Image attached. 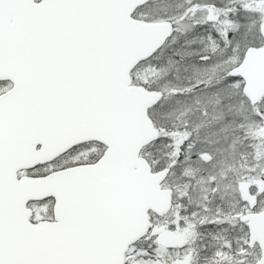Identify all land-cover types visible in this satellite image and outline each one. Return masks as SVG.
<instances>
[{
    "label": "snow or ice",
    "instance_id": "6c2138e0",
    "mask_svg": "<svg viewBox=\"0 0 264 264\" xmlns=\"http://www.w3.org/2000/svg\"><path fill=\"white\" fill-rule=\"evenodd\" d=\"M261 127L264 0H0V264H264Z\"/></svg>",
    "mask_w": 264,
    "mask_h": 264
},
{
    "label": "water",
    "instance_id": "95a60500",
    "mask_svg": "<svg viewBox=\"0 0 264 264\" xmlns=\"http://www.w3.org/2000/svg\"><path fill=\"white\" fill-rule=\"evenodd\" d=\"M143 163V161H141ZM145 169L147 168V165L144 164ZM162 178V177H161ZM242 193H247L248 186L242 185L240 188ZM170 207L169 203V192L165 188L164 190H161L160 187L157 186L152 191L151 195L148 197V199L145 201V203L142 205L140 211L141 213H145L147 209L151 208L154 212H158L160 214H164L167 212V210ZM255 222V232L257 234V237H264V220L260 218H251ZM143 220L146 223L147 216L143 215ZM137 232L138 229L133 228L132 233L130 235V239H136L137 238ZM185 242V238L182 235H177L173 232H163L161 233V243H170V242Z\"/></svg>",
    "mask_w": 264,
    "mask_h": 264
},
{
    "label": "rangeland",
    "instance_id": "374dc122",
    "mask_svg": "<svg viewBox=\"0 0 264 264\" xmlns=\"http://www.w3.org/2000/svg\"><path fill=\"white\" fill-rule=\"evenodd\" d=\"M257 132H260V131H264V127H261V128H257L256 129ZM210 139L215 142L216 138L215 137H210ZM226 147V150L223 151L219 157V162H218V165H217V168L215 169V171L218 173L220 171L221 168H228L230 165H232L234 163V158H233V152H232V149L231 148H228L227 146ZM241 152H244L245 149L244 148H241L240 149ZM246 157H237L236 159L238 160H243L245 159ZM240 169L239 167H237L236 171L238 172ZM174 182L175 184L182 190L183 189V183L184 181L181 180V179H176L174 178ZM244 183H248V184H252L251 187L255 186L257 188V191L259 192L260 188H259V184L256 182V181H245ZM233 189L231 187L225 189V195L223 196V198H218L216 200V204L220 205L221 208L225 211H228L229 209H231L232 207L235 206V201L233 200ZM177 195H179V193H177ZM224 228L228 227L227 224H224L223 225ZM201 227H204V229L206 231H210V228L214 227L213 225H209V224H205ZM177 233H180V234H184V235H187L186 233H184L182 230H178L176 231ZM213 232V230L211 231ZM216 234L218 236H223L224 233L221 232L220 230L216 232ZM208 235H203V234H197L194 239H192V243L194 245H196L197 243L194 242V241H197L199 240L200 238H207ZM211 238V236H208ZM196 243V244H195ZM208 244V243H207ZM201 264H203V261H201Z\"/></svg>",
    "mask_w": 264,
    "mask_h": 264
},
{
    "label": "trees",
    "instance_id": "16d2710c",
    "mask_svg": "<svg viewBox=\"0 0 264 264\" xmlns=\"http://www.w3.org/2000/svg\"><path fill=\"white\" fill-rule=\"evenodd\" d=\"M172 214H173V215L176 214V213H175V210L173 211ZM209 225H210V224H209ZM220 228H224V226H223V225H220L219 228H214V227H212V228H210V231H208V232H211L212 230L215 231V232H217V231H219ZM205 229H206V228H205ZM205 229H204V227H201V226H200V227L197 229V233H198V234H202L203 232L206 231ZM161 230H163V229H161ZM185 236H186V238H187V235H185ZM187 239H188V238H187ZM210 240H211V238L207 236V238H200L199 240L194 241V242H196V243L199 244V245H204V244L209 243ZM196 243H195V244H196Z\"/></svg>",
    "mask_w": 264,
    "mask_h": 264
},
{
    "label": "flooded vegetation",
    "instance_id": "af4514ba",
    "mask_svg": "<svg viewBox=\"0 0 264 264\" xmlns=\"http://www.w3.org/2000/svg\"><path fill=\"white\" fill-rule=\"evenodd\" d=\"M249 188H251L252 184H248Z\"/></svg>",
    "mask_w": 264,
    "mask_h": 264
}]
</instances>
